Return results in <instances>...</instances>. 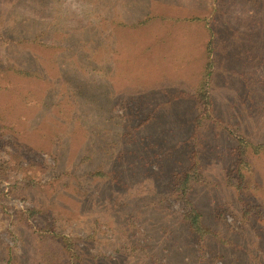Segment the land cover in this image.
<instances>
[{
  "label": "rangeland",
  "instance_id": "374dc122",
  "mask_svg": "<svg viewBox=\"0 0 264 264\" xmlns=\"http://www.w3.org/2000/svg\"><path fill=\"white\" fill-rule=\"evenodd\" d=\"M240 134L264 143V0H0V264H264ZM193 153L203 239L168 190Z\"/></svg>",
  "mask_w": 264,
  "mask_h": 264
},
{
  "label": "trees",
  "instance_id": "16d2710c",
  "mask_svg": "<svg viewBox=\"0 0 264 264\" xmlns=\"http://www.w3.org/2000/svg\"><path fill=\"white\" fill-rule=\"evenodd\" d=\"M211 75L210 65H206L202 73L201 81L193 92L194 102L197 107L201 108L205 117L208 116L209 110L212 109L213 105L211 97L208 94V82ZM206 118L205 120H207ZM236 139L237 145L232 149L231 153L234 163L230 171V178H234L237 181L233 186L236 190H240L241 192L245 187L244 175L250 172V154L259 155L262 153L264 151V143L255 144L242 134L236 136ZM194 156L195 154L193 153L189 159L190 163L186 167L171 172L169 175L168 190L170 196L185 209V212L182 214V219L188 232L193 235L194 238L203 239L209 234V230L203 224L201 214L190 201V192L199 169L197 162L193 161V159H195ZM101 171V169L96 171V175L105 176ZM194 175L196 176L194 177ZM107 178L109 181L116 183L118 182L119 175L115 172H111V175H107ZM6 264H12L10 252L7 254Z\"/></svg>",
  "mask_w": 264,
  "mask_h": 264
}]
</instances>
